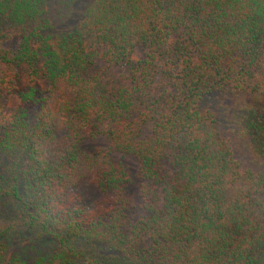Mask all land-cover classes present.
I'll use <instances>...</instances> for the list:
<instances>
[{"label":"trees","instance_id":"obj_1","mask_svg":"<svg viewBox=\"0 0 264 264\" xmlns=\"http://www.w3.org/2000/svg\"><path fill=\"white\" fill-rule=\"evenodd\" d=\"M0 218V264H264V0H0Z\"/></svg>","mask_w":264,"mask_h":264},{"label":"rangeland","instance_id":"obj_2","mask_svg":"<svg viewBox=\"0 0 264 264\" xmlns=\"http://www.w3.org/2000/svg\"><path fill=\"white\" fill-rule=\"evenodd\" d=\"M126 69L123 67L113 68L110 70V74L113 78L118 79L125 75ZM234 101L230 97L223 96H211L204 101V106L208 108L214 115L217 121L218 128L223 136L228 138L234 148L236 158L243 164V166L248 167L251 170L258 168L255 164L251 163L248 157V147L247 145L233 133L234 129L231 125V116L229 114L230 108H232ZM237 137V138H236ZM89 146L94 150L101 148H108V144L101 138V136H95L89 138ZM111 157L116 161H123L129 167L132 166V160L129 157L121 158V156L115 152H112ZM81 192L86 201L89 209L95 206V204L100 200L101 196L93 189V185L90 183L89 178L85 179L81 184ZM130 199L136 207L139 206V201L135 195V189L132 190L130 194ZM4 223V219L0 218V225ZM1 228V227H0ZM37 233L33 230L21 231L18 233H13L10 235L12 241L10 243V248L8 254H20L26 249H31L34 246H40L42 252L51 250L55 248V244L51 240L45 238L38 240ZM34 241V242H33ZM37 250H30L28 256L34 258ZM31 262V261H29Z\"/></svg>","mask_w":264,"mask_h":264}]
</instances>
